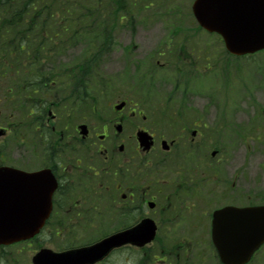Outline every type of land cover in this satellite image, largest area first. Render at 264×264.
I'll use <instances>...</instances> for the list:
<instances>
[{"label": "flooded vegetation", "instance_id": "flooded-vegetation-1", "mask_svg": "<svg viewBox=\"0 0 264 264\" xmlns=\"http://www.w3.org/2000/svg\"><path fill=\"white\" fill-rule=\"evenodd\" d=\"M2 81L8 90H0V196L12 197L0 200L6 207L20 205L28 222L45 217L46 224L30 239L0 245V264H19L17 258L24 253L25 244L32 247L36 243L34 249H39L42 242L53 241L55 251H64L78 239L101 238L103 222L136 224L138 211L151 201L162 206L158 224L172 222L162 216L174 205L191 209L200 204L197 180L201 170L193 135L202 133L196 118L171 119L167 113L154 119L133 108L129 114L118 112L106 120L98 112V119L104 122H87L84 134L80 125L85 122H73V108H66L70 112L66 115L57 116L49 109L45 113L39 102L27 99L28 91L13 90L15 82L9 76L1 75ZM84 113L88 120L90 115ZM141 118L146 121L143 125L139 124ZM119 122L123 125L120 133L115 130ZM126 123L133 124L131 131H125ZM138 130L153 136L150 151L139 147ZM164 139L171 142L166 150ZM200 224L206 227L198 238L180 242L171 250L165 246L168 233L158 236L157 245L142 250L146 260L150 264H223L209 238V222ZM16 246V253L10 250ZM136 250L126 245L95 264H121L122 257L124 264H138ZM158 253L164 258L159 259Z\"/></svg>", "mask_w": 264, "mask_h": 264}, {"label": "rangeland", "instance_id": "rangeland-1", "mask_svg": "<svg viewBox=\"0 0 264 264\" xmlns=\"http://www.w3.org/2000/svg\"><path fill=\"white\" fill-rule=\"evenodd\" d=\"M193 1L136 0V6L130 15L121 16V21L115 19L114 25L108 26L112 27L113 46L99 60L97 68L103 73L99 77L103 81L112 80L113 85L103 97L98 98V108L105 115L102 118L108 120L115 115L114 104L122 99L128 102L125 111L134 104L148 108L165 106L166 95L173 88L170 76L173 75L174 68L168 65L166 71L158 69L160 67L157 60L161 64L172 60L170 64H180L183 69L195 71L190 90L186 94L185 107L195 108L202 113L205 118L203 122L208 127L221 125L222 128L221 135L218 136H211L208 129H204L205 137L200 144L201 155L207 159L208 165L210 162L217 163L219 178L229 181V204L261 203L264 196V74L259 73L257 67L259 64L264 65V53L242 58L228 54L219 35L208 34L199 29L192 11ZM111 23L112 21L109 22ZM108 27L104 28L107 31H102L101 39L106 37ZM169 40L166 47L165 43ZM124 44L129 47L122 48ZM180 44L185 49L182 56L186 62L178 57H170L173 52L178 54ZM83 49L84 52L87 50L84 43L68 44L47 63L45 69H62L68 64H74L82 56ZM147 65L155 67L151 73L155 77L153 84H150L149 78H145L142 80L145 84L140 86L141 92L134 93L132 84L137 85L141 80L139 76L148 70ZM14 74L7 71L0 73V76ZM3 81L0 83L1 91L7 90ZM14 90L17 91L16 84ZM147 90L151 91L148 92L149 99L143 98L142 91ZM176 96L172 106H178V101L180 103L181 92ZM231 103L234 105L231 106ZM222 110L224 115L221 114ZM80 118L85 116L73 112V122ZM89 121L103 122L94 116H90ZM238 125H245L246 131H239ZM125 126V131L128 132L133 124L126 123ZM215 148L219 153L212 157L211 152ZM122 223L124 222H103V233ZM172 228L173 224H169L166 230ZM172 234L174 235L173 232ZM85 240L86 238H81L77 242ZM45 242H42L43 246L48 247L53 243ZM36 245L32 244V247H28L29 250L24 246L21 256L17 253L19 264H29V258L26 259L25 256L32 255ZM10 250L16 253L18 247ZM140 255V252L136 253L138 262L150 264L147 260H141ZM258 257L256 262L264 264V248ZM121 264H124L123 257Z\"/></svg>", "mask_w": 264, "mask_h": 264}, {"label": "water", "instance_id": "water-1", "mask_svg": "<svg viewBox=\"0 0 264 264\" xmlns=\"http://www.w3.org/2000/svg\"><path fill=\"white\" fill-rule=\"evenodd\" d=\"M193 11L203 27L224 37L231 53L245 55L264 49V0H195ZM123 106L124 102L116 108ZM139 139L141 145L150 147L145 135L139 133ZM19 221L18 212L0 210V243L30 237L44 224ZM214 221L215 241L221 253L229 251V257L227 253L225 256L231 264L247 261L264 242V206H229L216 212ZM154 232V222L145 219L137 226L114 233L91 246L55 254L41 250L34 261L35 264L93 263L112 248L125 243L144 245L154 237Z\"/></svg>", "mask_w": 264, "mask_h": 264}, {"label": "trees", "instance_id": "trees-1", "mask_svg": "<svg viewBox=\"0 0 264 264\" xmlns=\"http://www.w3.org/2000/svg\"><path fill=\"white\" fill-rule=\"evenodd\" d=\"M128 1L0 0V64L3 61L2 66L11 70L25 64L23 72L27 74L63 75L73 78L74 84H85L88 78L101 85L103 81L97 78L103 52L100 29L114 25L121 11L127 13ZM66 36L72 42L87 41V50L73 70L46 71L45 60L64 49L66 42L60 38ZM62 40L63 47L57 43ZM104 42L111 43L108 38ZM258 71L264 74L263 64L258 65Z\"/></svg>", "mask_w": 264, "mask_h": 264}, {"label": "bare ground", "instance_id": "bare-ground-1", "mask_svg": "<svg viewBox=\"0 0 264 264\" xmlns=\"http://www.w3.org/2000/svg\"><path fill=\"white\" fill-rule=\"evenodd\" d=\"M85 86V85H84Z\"/></svg>", "mask_w": 264, "mask_h": 264}]
</instances>
